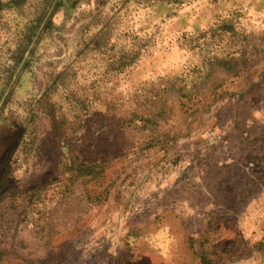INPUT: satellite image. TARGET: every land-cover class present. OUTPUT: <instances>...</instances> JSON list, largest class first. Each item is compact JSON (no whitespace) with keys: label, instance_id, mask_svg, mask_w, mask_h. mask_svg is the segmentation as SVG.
<instances>
[{"label":"rangeland","instance_id":"rangeland-1","mask_svg":"<svg viewBox=\"0 0 264 264\" xmlns=\"http://www.w3.org/2000/svg\"><path fill=\"white\" fill-rule=\"evenodd\" d=\"M119 1L0 0V264H264V0Z\"/></svg>","mask_w":264,"mask_h":264},{"label":"trees","instance_id":"trees-1","mask_svg":"<svg viewBox=\"0 0 264 264\" xmlns=\"http://www.w3.org/2000/svg\"><path fill=\"white\" fill-rule=\"evenodd\" d=\"M23 0H10L11 3L14 4H21ZM129 0H121L119 1V6L120 8H123V10H127L129 8V4H132L133 2L129 1ZM195 0H149L148 1V6H151V14L152 12H157L160 10H163V12L159 15H157L156 17H158V22L157 24L155 21L151 20V25L153 28H156L154 31L151 30V37L154 34H161L162 32V26H160L159 22H163V20L165 18L168 19H172L173 17H175L178 13V10L192 2ZM129 3V4H128ZM135 4V3H133ZM227 6V5H226ZM230 5L227 6V9L225 10V17L218 19V23L215 26V28H211V29H215V30H222V31H235V27L234 25H236L237 23H239L242 20L243 14L246 11V7L243 4H235L232 8L229 7ZM49 25V19H47L46 23L43 25V27H48ZM159 27V28H157ZM204 32V31H203ZM233 33V32H232ZM234 34V33H233ZM163 35V33H162ZM168 36H166V38L168 37L169 41H173L175 43V47H181L183 45H191V47H193V49H199L202 50L204 48H201L200 46V38L203 36V34L200 31H196L195 33H193V30H186L184 28H182L180 30V32H176V34H172L170 35V33L168 34ZM165 36V34H164ZM147 39H150V37L148 36ZM177 42H179L180 44H177ZM203 47V46H202ZM213 56L207 57L208 61L210 62L211 60H215L213 59ZM212 61V62H213ZM197 65L195 64H191L189 65L188 63L184 66V68H181V75L184 74V77L186 78V75L191 74L193 71V69L195 70V72H197V69H195ZM7 82L4 83V86L6 85ZM200 262L202 263V258L200 257Z\"/></svg>","mask_w":264,"mask_h":264}]
</instances>
